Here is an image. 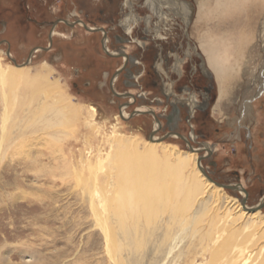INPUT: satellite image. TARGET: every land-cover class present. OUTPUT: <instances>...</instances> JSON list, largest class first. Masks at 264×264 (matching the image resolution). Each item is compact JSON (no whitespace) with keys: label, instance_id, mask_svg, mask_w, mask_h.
<instances>
[{"label":"rangeland","instance_id":"1","mask_svg":"<svg viewBox=\"0 0 264 264\" xmlns=\"http://www.w3.org/2000/svg\"><path fill=\"white\" fill-rule=\"evenodd\" d=\"M25 1L27 6V0H14L12 10L1 17L5 27L2 31L0 28V50L5 52V63L9 66H15L12 59L18 66H24L33 50L49 47L51 27H42L46 23L39 26L30 23L31 18L38 17L49 23L83 20L89 28H104L109 33L111 53H126L127 58L107 55L102 49V34L86 30L83 24L71 28L61 23L55 31L52 50L39 49L27 68L21 70L26 74L15 83L0 84V264H184L185 255L193 250L202 232L194 221L184 231L175 226L171 239L164 236L166 229L162 226L154 230L146 244L140 234L126 237L114 221L115 192L118 185L122 186L120 181L124 180L126 168L137 164L135 151L144 153L146 146L177 147L186 159L198 154L197 169L204 175L198 160L208 156L205 150L208 148L202 144L206 141L211 146L219 145L211 158L202 159L204 170L215 182L241 186L244 191L224 190L226 195L240 199L242 206L243 201L247 207L262 203L264 21L253 27L249 24L244 27L245 34L223 44L221 51L225 55L232 50L231 58L227 56L231 69L224 94L200 49L208 31L216 29L207 20L211 6L200 8L196 0H181L182 6L172 9L177 14L168 17L172 21L154 17L149 23L146 17L140 18L151 24L153 31L147 34L148 26L141 23L127 35L122 27L125 15L130 12L124 8L126 0H36L40 16L32 9L29 13ZM130 1L136 3V13L141 17L156 13L146 4L150 0ZM28 3L31 6L32 0ZM184 16L188 20L184 21ZM156 30H161L160 37ZM14 31H18L16 39ZM212 32L209 36H214V41L223 36ZM187 34L194 52L185 64L184 76L180 77L171 70L176 61L170 58L169 50L180 44L182 53L179 50L175 55L187 56ZM173 36L174 42L169 41ZM119 37L124 42H119ZM243 37L246 46L237 51ZM134 38L149 41L148 49L143 51ZM7 45L12 59L7 56ZM159 47L164 48L175 93L188 85L191 95H198L203 102L208 96L202 86L214 87L206 112L196 109L192 116L188 108L167 107L170 101L161 90L167 77L157 69ZM137 59L146 65V74L138 81L141 67L134 65ZM125 64L126 71L118 77L114 89L121 96L132 94L135 100L118 97L111 90L113 75ZM26 75L44 83L43 87L48 82V90L33 97ZM128 81L134 85L127 86ZM55 108L64 110V116L55 115L52 111ZM123 110L128 113L126 119L122 117ZM136 110L155 111L161 125L152 115L130 118ZM179 115L183 121L178 129ZM168 117L172 119L171 127ZM58 118L62 123L48 129L47 123H56ZM171 131L186 137L194 149L203 151L192 152L178 136L162 141ZM151 135L157 142L149 139ZM203 135L207 136L204 140ZM213 162L216 166L211 165ZM193 167L190 162V174ZM210 201L211 198H206V203ZM225 201L221 209L226 206ZM200 202L195 213L188 212L193 219L201 213L200 209L204 210ZM261 211L264 214V208ZM262 244L261 240L259 245ZM195 248L198 251L195 261L208 264L198 244Z\"/></svg>","mask_w":264,"mask_h":264},{"label":"bare ground","instance_id":"2","mask_svg":"<svg viewBox=\"0 0 264 264\" xmlns=\"http://www.w3.org/2000/svg\"><path fill=\"white\" fill-rule=\"evenodd\" d=\"M196 1L200 8L212 7L209 17H206L210 25H216V29L213 27L208 31V36L201 44L200 49L206 57L209 69L220 81L222 89L225 90V94L228 90L227 87L230 81V75L228 74L231 69L227 56L231 58L232 50L225 55L221 51L223 50V44L227 43L229 39L233 41L245 34L244 27L249 24L253 27L264 21V0ZM147 4L156 11L155 15L165 19L171 13L177 14L172 9L178 10L179 7L177 8V6L181 5L182 2L181 0H152ZM126 7L132 11L134 2L127 0ZM164 7L168 9L169 13L163 10ZM182 14H184L183 11ZM134 15L132 13L128 18L126 17V23L139 24L141 19ZM146 18L148 19L146 20L147 22H152V16H147ZM187 19L188 17L184 16V20ZM262 23L264 24V22ZM130 30L132 31V29ZM130 30L129 32L131 33ZM160 31H157L158 37L161 36ZM212 31L222 33L223 36L214 41L212 39L214 36L211 37L213 35ZM244 40L245 37L237 46V51L245 48ZM237 51L236 53L238 54L239 52ZM5 55V52L0 50V84L2 83V85L4 83L7 84V81H14L15 83L19 76L26 74L21 70L27 68L26 66L18 65L9 66L5 63ZM26 83L31 89L33 97L41 91L45 92L49 87L48 82L45 84V86L47 84L48 86L43 87L44 83L31 80L28 75H26ZM225 97L227 98V95ZM52 111L58 117L64 116V110L55 108ZM140 111L145 112L143 110ZM122 114L123 118L126 119L128 117V113L125 110L122 111ZM57 120L56 123H52V121L47 123V128H54L57 124H60L59 122L62 123L61 118ZM192 138L195 139L194 136ZM158 146H146L147 149L143 151L144 153L135 151L137 164L126 168L124 180L123 182L120 181L122 186L118 185L119 189L113 186L118 189L115 192L116 195H114L113 207L111 206L117 228L126 237L142 235L146 244L154 230H159L162 226L166 229L164 236L171 239L175 226H178L179 230L184 231L194 221L196 224L194 226L201 228L202 231L196 245H199L200 254L208 260V264H264V214L260 209H257L258 206H242L240 199L237 200L226 195L223 188L206 179L200 170L197 169L198 154L189 155L188 159H186L182 157L177 147L165 144H162V146L158 144ZM136 147L138 146L136 145L134 148ZM209 147L208 149L213 152L219 149V145ZM190 162H193L194 166L191 174L188 170ZM187 170L189 175H186ZM206 198L212 199L210 204H208L209 202L206 203ZM223 199L226 200V206L221 209ZM200 201L203 203L204 210L200 209L202 210L201 213L198 214L197 218L195 217L196 219H193L188 212L191 210L194 212L196 205L201 203ZM261 240L263 244L260 246L259 242ZM144 242L141 243L144 244ZM195 246L190 253L185 255L184 264H198L195 261L198 255Z\"/></svg>","mask_w":264,"mask_h":264},{"label":"flooded vegetation","instance_id":"3","mask_svg":"<svg viewBox=\"0 0 264 264\" xmlns=\"http://www.w3.org/2000/svg\"><path fill=\"white\" fill-rule=\"evenodd\" d=\"M150 1H152V0H150ZM150 1H148V2H150ZM36 0H32V5L31 6H29V3H28V0H27V6H25L26 5V1H25V3H24V6H25V9H27L28 10V12L30 13V10L32 9L34 12H35V14L37 15V12H36V10H38V8L36 7ZM126 2H127V0H126ZM147 2V3H148ZM146 3V4H147ZM8 6L7 8H5L4 6ZM136 3L134 2V8H133V10L131 11V9L130 8H128V7H126V3L124 4V8L125 9H127L128 11H130L129 13H127L126 15H125V18H124V20L122 21V27L124 28V30H125V33L127 34V35H131L132 33H133V31H134V29L139 25V24H141V23H146L145 21H140V23L138 24V23H133V25H132V23L130 24H128V23H126V21H127V18L133 13V15L135 14L136 15V17H138V18H145V17H147V16H144V17H141V16H139L137 13H136ZM5 8L3 11H0V28H1V31L3 30V28L5 27V25H2L1 23L3 22V20H2V18L1 17H3V15H6L7 14V12H8V10H12V8L14 7V0H11V1H9V3H7L6 2V0H0V8ZM1 10V9H0ZM163 10L166 12V13H169L168 12V9L166 8V7H164L163 8ZM134 15V16H135ZM37 16H40L39 14L37 15ZM150 16H152V18L154 19V17H158L157 15H150ZM127 17V18H126ZM169 17H170V15H169ZM39 19V17L36 19V18H31L30 20H31V24L32 25H34V26H39L38 24L39 23H46V24H42V27H44V26H50L51 28V30L49 31V34H48V39H49V41H50V45H49V47L48 48H46V49H48L47 51L49 52V51H51L52 50V47H53V38H54V35H55V31L59 28V26H60V24L61 23H63V24H65V25H67V26H70L71 28H77V26L78 25H81L82 23L83 24H85L84 23V21L83 20H77L76 22H74V23H70L69 21H67V20H57V21H55V22H52V23H49V22H47L46 20H38ZM164 20H166V19H164ZM188 20V19H187ZM64 21H67L68 22V24H66ZM153 21V20H152ZM168 21H172V20H169V18H168ZM185 21V20H184ZM125 22V24H123ZM55 23H57V25L54 27V24ZM152 23V22H151ZM86 26H87V24H85ZM146 25L148 26V28H147V30H146V33L147 34H150L152 31H153V29L151 28V27H149V26H151V24L150 25H148L147 23H146ZM135 26V27H134ZM85 28V27H84ZM89 28V27H88ZM128 28V29H127ZM15 29V28H14ZM86 29V28H85ZM90 29H92V30H94V28H90ZM104 29V28H103ZM130 29H132V31L130 30ZM8 30V27L6 28V31ZM129 30L131 31V33L129 32ZM6 31L4 32V33H6ZM150 31V32H149ZM158 30H156V32H157ZM17 32L18 31H14V35H15V39L18 37V35H17ZM90 32H93V31H90ZM107 32V31H106ZM161 32V31H160ZM97 33V32H96ZM99 34H102L103 35V37H102V49H103V51H104V45H103V41L105 40V37H104V34L103 33H101V32H98ZM188 35H186V43H188L187 44V56H186V54L184 55V57H180L178 54H176L175 55V53H178L179 52V50L181 51V53H182V50H183V46L181 45L180 46V44H174V46H173V48H171L169 51H170V53L169 54H171V56H170V58H174L175 59V63H174V65L172 66V71H174V72H176L180 77H183L184 76V74H185V64L187 63V61H188V59H189V56H191V54H192V52H194V47L192 46L193 44L191 43L190 44V41H188V37H187ZM174 39H175V36H173V37H171L170 38V40L169 39H167V40H169V41H173L174 42ZM118 41L119 42H124V40L123 39H121L120 37H119V39H118ZM133 41L134 42H136L141 48H142V50L143 51H146L147 49H148V46H149V41H147V40H144V41H141V40H139V39H137V38H134L133 39ZM188 41V42H187ZM109 43H110V41H109V33L107 32V37H106V40H105V48L108 50V52H109V54H107L105 51V53L107 54V55H109V56H111V55H115V54H120V53H111V51L109 50L110 48H109ZM180 47H179V46ZM8 46V50H7V52H10V55H11V51H10V45H7ZM190 46V47H189ZM1 48V47H0ZM42 48V47H41ZM109 48V49H108ZM180 48V49H179ZM42 51H44V50H42ZM163 52H164V48L163 47H159L158 48V50H157V54H156V57H158L159 58V62H158V68L157 69H159V71L160 72H162V73H164L165 75H166V77H167V82L165 83V85H164V87H162V91H163V94H164V96L166 97V99L167 100H169L170 102H169V104H168V106L167 107H169V105L170 106H174L175 108H178V109H180V108H182V109H185V108H188L190 111H191V114H192V116H194V112H196L197 110L196 109H198L199 111H201L202 113H204V112H206V110H207V108H208V104L210 103V99L212 98V94H213V89H214V87H212V85L211 84H208L206 87L205 86H202L203 87V91L207 94V96H208V98H204V101L202 102V101H200L199 99H198V95H191V93L189 92V89H188V85L186 86V87H180L179 89H178V91H179V94L178 93H175L174 92V86H175V82H173V81H171V79H170V72H171V70L169 69H167L166 68V65H167V62L164 60V56H166V54L164 55L163 54ZM128 53V52H127ZM126 54V53H125ZM127 55V54H126ZM112 57V56H111ZM11 58H12V56H11ZM184 60V61H183ZM16 61V60H15ZM134 65L135 66H138V67H141V71H140V73H138V78H137V81L141 78V77H143L145 74H146V65H145V63L144 62H142L140 59H137V60H135V63H134ZM126 68H127V65L125 66V67H122L119 71H121V73L114 79V76H115V74H117V72H119V71H117L114 75H113V77H112V80H111V82H110V86H111V90H112V92H113V89H114V84L116 83V81H117V79H118V77L120 76V75H122L125 71H126ZM159 73V72H158ZM157 73V74H158ZM106 75V74H105ZM131 76H133V75H130V77ZM133 78H135V76H133ZM126 85L127 86H133L134 84H132L131 83V81H128L127 83H126ZM159 86V85H158ZM157 85H155V87H158ZM160 86H162V85H160ZM197 86H199V85H197ZM112 87H113V89H112ZM196 88H198V87H196ZM172 90V91H171ZM114 91H115V89H114ZM167 91V92H166ZM116 92V91H115ZM114 93V92H113ZM167 93V94H166ZM146 95H147V93H145ZM119 95V94H118ZM123 95H126V94H123ZM169 95H171L172 96V98L170 99V96ZM119 96H121V95H119ZM118 96V97H119ZM195 108V109H194ZM156 110H158L157 108H156ZM155 112V111H154ZM156 113V112H155ZM145 115H150V114H145ZM179 118H178V123H177V126H178V129L180 128V126H181V123H182V121H183V118L179 115L178 116ZM172 121V120H171ZM187 121L190 123V126L192 127V128H194V125H192V122L189 120V119H187ZM172 123V122H171ZM173 125H174V123H173ZM170 127H171V125H170ZM177 129V130H178ZM174 133H177V132H174ZM179 134V133H178ZM181 135V134H180ZM194 136V135H193ZM195 137V136H194ZM202 137V139L204 140V138H206L207 136L206 135H203V136H201ZM192 140H194L193 138H192ZM191 143V142H190ZM202 145H208V147H206V148H210L209 146H211L210 144H208L206 141L204 142V144H202ZM201 145V146H202ZM198 147H200V146H198ZM211 165H213V166H216V163H211Z\"/></svg>","mask_w":264,"mask_h":264},{"label":"water","instance_id":"4","mask_svg":"<svg viewBox=\"0 0 264 264\" xmlns=\"http://www.w3.org/2000/svg\"><path fill=\"white\" fill-rule=\"evenodd\" d=\"M64 22H65L66 24H68L67 21H64ZM82 24H83V23H82ZM56 25H57V23L54 24V27H55ZM83 25H84V27L86 28V30H88V31H93V32H97V33H98V32L103 33V34H104V37H105V40H106L107 32L105 31V29H103V28H98V29H97V28H96V29L92 30V29L88 28V26H86L85 24H83ZM105 40L103 41L104 51H105L107 54H109L108 50L105 48ZM39 49L44 50V51H47V50H48V49H46V48H38V49L33 50V51L31 52V54L29 55V58H28L27 62L24 64V66L30 64L32 58L34 57V54H35ZM109 55H110V54H109ZM7 56H8L10 59H12V58H11V55H10V52H7ZM111 56H112V57L125 58V59L127 58V55H126V54H115V55H111ZM12 61L14 62L15 65H17V63H16L15 60L12 59ZM126 65H127V64H125L124 67H125ZM120 73H121V71L117 72V74H115V76H114V79H115ZM112 89H113V87H112ZM113 92H114L115 95L119 96V95L114 91V89H113ZM119 97H125V98H132V99H134V96H133L132 94H126V95L119 96ZM134 100H135V99H134ZM141 114H144V115H145V114H150V115L154 116V118L156 119L157 123H158L159 125H161L160 119L156 116V113H155L154 111L142 112V111H140V110H136V111L130 116V118H134L135 116H138V115H141ZM167 119H168L169 125H171V120H172L171 117H170V118L168 117ZM171 136H178V137H180L182 140H184V141L188 144V146H189V148H190V150H191L192 152L201 153V152L203 151V150H201V149H194V148L192 147L190 141H189L186 137H184V136H182V135H180V134H178V133H174L173 131H171L170 134H168L165 138H163L162 141H163V140H166V139H168V138H170ZM149 139H150L151 141H153V140H154V136L151 135ZM206 147H208V145H205V148H206ZM205 150L207 151L208 156H203V158H201V159L198 160V163H199V167H200V169L202 170V172L204 173V175L208 178V180H209L210 182L214 183L216 186L221 187V188H223V189H227V190H237V188H238V189L243 190L241 186H239V187H237V186H229V185L220 184V183H218V182H215V180H214L213 178H211V177L208 175V173H207V172L204 170V168L202 167V165H201V161H202V159L211 158L213 151H212L211 149H205ZM243 191H244V190H243ZM242 203H243L244 206H246V203H245L244 201H243ZM263 208H264V197H263V201H262V203L258 205V208H257V209H260V210H261V209H263Z\"/></svg>","mask_w":264,"mask_h":264},{"label":"crops","instance_id":"5","mask_svg":"<svg viewBox=\"0 0 264 264\" xmlns=\"http://www.w3.org/2000/svg\"><path fill=\"white\" fill-rule=\"evenodd\" d=\"M9 1H11V0H6L7 3H9ZM36 12H37V10H36ZM187 35H188V34H187ZM187 37H188V39H189V35H188Z\"/></svg>","mask_w":264,"mask_h":264}]
</instances>
